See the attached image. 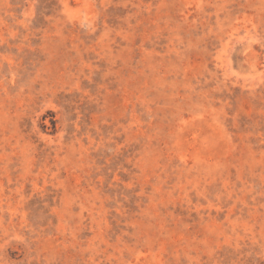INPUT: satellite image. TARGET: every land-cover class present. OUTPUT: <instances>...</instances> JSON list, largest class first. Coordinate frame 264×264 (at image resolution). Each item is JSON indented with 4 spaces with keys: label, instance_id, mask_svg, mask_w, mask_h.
<instances>
[{
    "label": "rangeland",
    "instance_id": "obj_1",
    "mask_svg": "<svg viewBox=\"0 0 264 264\" xmlns=\"http://www.w3.org/2000/svg\"><path fill=\"white\" fill-rule=\"evenodd\" d=\"M0 264H264V0H0Z\"/></svg>",
    "mask_w": 264,
    "mask_h": 264
}]
</instances>
